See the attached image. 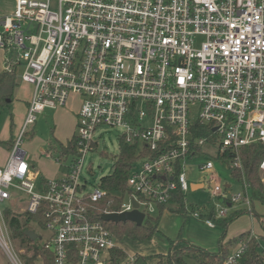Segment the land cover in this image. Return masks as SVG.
<instances>
[{
  "label": "built area",
  "instance_id": "built-area-1",
  "mask_svg": "<svg viewBox=\"0 0 264 264\" xmlns=\"http://www.w3.org/2000/svg\"><path fill=\"white\" fill-rule=\"evenodd\" d=\"M0 50L4 71H18L32 87L0 167V204L40 215L49 234L42 247L53 264H108L119 248L93 213L106 192H87L80 183L99 127L123 129L119 140L139 147L119 211L103 214L131 212L135 202L144 219L154 216L176 192L185 197L188 168L217 199V219L234 207L251 214L245 179L231 176L242 187L232 194L213 161L198 159L214 152L230 175L242 174L240 150L264 146V0H15L13 12L0 16ZM70 97L79 104L74 134L62 145L74 140V153L56 159L64 175L42 179L26 160L23 138L38 115ZM198 128L211 136L194 137ZM184 205L196 218L209 213L188 208L185 198ZM5 212L0 250L10 264H24ZM239 244L223 264L235 263Z\"/></svg>",
  "mask_w": 264,
  "mask_h": 264
},
{
  "label": "rangeland",
  "instance_id": "rangeland-1",
  "mask_svg": "<svg viewBox=\"0 0 264 264\" xmlns=\"http://www.w3.org/2000/svg\"><path fill=\"white\" fill-rule=\"evenodd\" d=\"M6 4V0H0V6H4ZM18 79L19 85L15 91V97L17 100L9 104L7 107L0 109V141H7L10 138H14L20 131L26 116L27 104L32 96V87L28 84L20 82L19 74ZM78 104L79 102L77 98L74 99L70 97L64 107H59L55 110H46L38 115L34 125H30L26 130L22 144V149L26 154V160L32 164L33 167H35V171L41 170L47 179H51L54 175L55 177L60 178L65 174V168L62 166V163L60 165V163L56 162V159L58 160V158L61 157L59 145L65 143L66 140L74 134L73 113L76 112ZM122 134L123 129L120 128L99 127L96 130L93 139L96 147L90 150L86 155L81 172L80 183L85 186V191L92 192L94 189L98 188L100 180L110 174L115 157L120 153L119 139ZM5 149L6 148L1 147L0 145V160L4 156ZM48 154L50 158L46 157ZM210 157L203 155L198 159V161L199 163H202L211 159L214 163L219 183L222 186L226 184L230 185L232 194L242 192L241 185L232 179L230 171L225 166L220 164L221 160L218 158L215 159L216 155L214 152L213 156ZM43 169H47L49 172H52V175H48ZM185 176L188 183V190L186 191L184 198L188 208H202L206 212H209L211 209L217 210L216 207L218 205V201L217 199L212 198L208 189L201 188L196 191L191 190L190 185L192 183H197L199 180V176L196 172L188 168V170L185 171ZM22 199L26 200V197L22 196ZM20 208H23V206L19 207L18 205H13L10 202L0 204V211L5 212L12 210L14 211L11 213L12 215L22 214L19 211ZM241 209L244 208H229L226 217L230 216V214L235 210ZM259 210L260 213L264 215V206L254 203V208L251 210L252 214L256 213L259 215ZM164 212L161 214L160 218L161 224L159 226V231L161 232L155 233L150 241L138 243L128 238L118 239L113 234V238L119 242L120 250L126 254V259L122 262V264H159L157 257H155L156 255L153 254L164 253L166 249L168 251V239L170 238L168 234H171L168 232H171L173 228L174 230L177 229L174 239L178 235L184 239L183 229L187 218L191 214H187L185 217L175 214V216H171L170 219H167L166 215L169 213ZM198 220H201V222L205 224L203 219ZM29 227L32 232H35L39 236L36 241L42 246L49 235L48 232L43 228H40L37 223H31L29 224ZM229 232L230 235L243 233V242L245 243L250 239L260 241V250L264 252V241L260 240L262 231L259 227L257 219L251 214L241 216L236 223V227ZM238 237L236 236L233 239ZM11 245L18 257L26 254V249L19 247V242L17 240H13L11 238ZM237 245L238 248L241 247L239 243H237ZM185 262L186 264H196L188 259H185ZM37 263H39V261ZM0 264H10L6 255L1 250ZM161 264H165V262L163 261Z\"/></svg>",
  "mask_w": 264,
  "mask_h": 264
},
{
  "label": "trees",
  "instance_id": "trees-1",
  "mask_svg": "<svg viewBox=\"0 0 264 264\" xmlns=\"http://www.w3.org/2000/svg\"><path fill=\"white\" fill-rule=\"evenodd\" d=\"M17 73L18 71L16 70L11 73L3 70L0 73V109L7 107L15 100V91L19 85V73ZM211 134V130L206 131L198 128L194 131V137L197 138L210 137ZM0 145L10 146L11 141L0 142ZM59 146L60 155L74 153V140L68 142L66 147H63L62 144ZM119 150L120 153L115 157L110 174L100 180L99 186L106 192V196L93 206L95 219L99 221H101L100 216L104 212L119 211L122 201L128 194L127 179L133 165L139 159L137 156L139 147L137 145H128L120 141ZM240 158L243 172L241 174L239 171L232 170L231 176L237 180L245 179L249 187L251 210L254 208V203L264 206V173L259 170V164L264 158V146L254 144L245 147L240 150ZM168 204V207L164 205L158 206L157 213L154 216L146 217L141 226L129 221L116 224L111 222L102 223L118 239L128 238L138 243H144L150 241L153 235L158 232V225L163 211L168 210L172 214L183 217L190 214L185 209L184 197L180 192L173 194ZM245 214H249L245 208L235 210L230 216L219 219L215 217L213 209L208 214L201 213L199 219L211 221L214 226L221 229L217 252L211 253L192 245L179 235L175 240H168L169 249L165 254L155 256L158 259V263L161 264L164 261L165 264H186L185 259H188L196 264H223L232 253L230 251L236 248L237 243H243L244 248L234 264H264V252L260 250V241L250 239L245 243L243 242L244 234H241L238 238L223 244L230 224ZM251 215L257 219L259 227L264 234V219L256 213L252 214V211ZM5 219L11 238L19 242V247L26 249V254L20 256L24 264H53L51 253L44 250L36 240L31 241L25 235V232L31 231L29 227L31 223H37L40 228H43L44 221L40 215L33 216L27 213L12 215L7 211L5 212ZM262 237H260V240L264 241V236ZM125 259L126 254L122 250L114 249L111 252L108 264H122ZM38 261L39 263H37Z\"/></svg>",
  "mask_w": 264,
  "mask_h": 264
},
{
  "label": "crops",
  "instance_id": "crops-1",
  "mask_svg": "<svg viewBox=\"0 0 264 264\" xmlns=\"http://www.w3.org/2000/svg\"><path fill=\"white\" fill-rule=\"evenodd\" d=\"M6 1H7L6 5L0 6V16L10 15L13 12V10H14L15 0H6ZM4 56H5L4 52L2 50H0V73L4 70ZM71 98L75 99L76 97H71ZM15 100H17L16 97H15ZM75 121H76V114L74 112L73 113V130H74V126H75ZM63 134H64V132H63ZM71 137H72V135L66 140V142ZM11 140H12V138H10L7 141H0V142L6 143V142H10ZM65 143H63V144H65ZM1 147L6 148L4 150L3 158L0 160V167H3L5 165V163H6V161H7L8 149H9L10 146L9 145H5V146L1 145ZM43 170L48 175H52V172H49L47 169H43ZM36 172H37V174H38V176L40 178L47 180L46 176L42 173L41 170H37ZM54 178H57V177H55V175H54V177H52L51 179H54ZM190 188H191L192 191H196V190L204 188V187L202 186V183L198 180L197 183H192L190 185ZM167 212L169 213V214L166 215L167 219H170L171 216H175V214L170 213L168 210H165L164 213H167ZM258 213L264 219V215L260 213V210H259ZM239 218L236 219L233 223H231L230 226L228 227L227 232H226V237L223 240V244H226L228 241L232 240L236 236L238 237L239 235L243 234V233H239V234H236V235H230L229 234L230 233L229 231H231L234 227H236V223L238 222ZM198 219L199 218H196L194 216L189 215V217L187 218L185 227L183 229V237H184V239L186 241H188L190 244L195 245L197 247H200L202 249H205L208 252H211V253L217 252L218 243H219V240L221 238V229L219 227H216V226H208L206 223L204 224L203 222H201V220H198ZM160 224H161V220L159 221L158 232H161V231H159L160 230L159 229ZM168 233L172 234V235L168 234L169 237H170L168 240H175L179 236L178 235L174 239V235L177 233V229L174 230V228H173V230L171 232H168ZM163 236H165V235H163ZM262 236H264L263 233H262V235L260 237H262ZM118 245H119V242H118ZM118 249H120V248H118ZM233 251L234 250H231L230 253L233 252ZM166 252H167V249H166V251L164 253H155L153 255L165 254Z\"/></svg>",
  "mask_w": 264,
  "mask_h": 264
},
{
  "label": "water",
  "instance_id": "water-1",
  "mask_svg": "<svg viewBox=\"0 0 264 264\" xmlns=\"http://www.w3.org/2000/svg\"><path fill=\"white\" fill-rule=\"evenodd\" d=\"M133 207L134 210H132L131 212H124L121 214H117V213L102 214L100 216V219L105 223L111 222L116 224L119 222L129 221L136 224L137 226H141L144 221V215L141 212L137 211V204L135 202H133ZM25 235L31 241H35L38 238L37 234L32 231L25 232Z\"/></svg>",
  "mask_w": 264,
  "mask_h": 264
}]
</instances>
